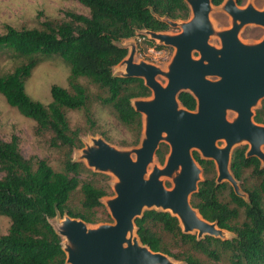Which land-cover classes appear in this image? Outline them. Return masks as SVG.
<instances>
[{
  "label": "trees",
  "instance_id": "1",
  "mask_svg": "<svg viewBox=\"0 0 264 264\" xmlns=\"http://www.w3.org/2000/svg\"><path fill=\"white\" fill-rule=\"evenodd\" d=\"M78 1L88 13L65 9L62 19L46 18L40 27L8 24L0 33V50L11 49L26 57V62L0 75V93L10 105L35 120L40 133H50L51 145L64 156L63 169L55 170L45 158H27L17 136L11 140L0 136V214L11 221L8 232L0 233V264H69L62 237L50 218L69 214L96 222V210L104 206L102 199L111 190L108 175L94 172L73 158V151L84 147V129L71 127L67 111L83 110L88 129H98L88 88L79 78L86 77L103 91L97 95L99 102L112 107L117 118L132 131L133 144H138L144 120L132 101L150 96L151 89L141 77L114 73V67L128 55V48L119 42L139 30H169L171 25L164 18L186 20L191 15L186 0ZM222 2L212 0L214 5ZM54 54L70 65V87L53 84L52 100L45 104L27 93L25 81L40 56ZM179 100L190 110L197 107V99L189 91L181 92ZM254 120L264 124V99ZM247 151L246 145L236 147L230 162V170L245 196L237 194L227 181L218 183L215 161L193 151L204 178L192 194L191 203L205 219L233 232L232 238H198L196 233L183 231L177 216L153 208L135 220L141 241L182 264H264V166L257 156H247ZM168 152L169 145L161 142L156 152L161 163ZM86 172L101 179H83ZM78 188L82 193L81 208H74L70 201ZM225 189L229 190L228 199L222 196Z\"/></svg>",
  "mask_w": 264,
  "mask_h": 264
},
{
  "label": "water",
  "instance_id": "2",
  "mask_svg": "<svg viewBox=\"0 0 264 264\" xmlns=\"http://www.w3.org/2000/svg\"><path fill=\"white\" fill-rule=\"evenodd\" d=\"M186 1L192 16L181 23L180 33L145 30L176 48L168 71L135 61L134 49L119 63L125 69L116 75L143 78L153 94L132 101L143 115L144 134L141 144L132 150L118 149L102 137L93 138V143L83 149L87 166L117 177L113 184L116 195L107 201L115 222L90 227L85 220L64 214L58 227L52 224L62 237L69 264H177L168 254L154 251L141 241L135 220L146 209L169 211L179 218L184 232L196 233L198 238H222L226 229L205 219L191 203L203 171L193 149L197 148L202 158L215 161L218 183L229 181L235 192L244 196L230 170L233 146L249 142L247 156H257L264 162V124L253 119V107L264 98V38L258 43H245L239 37L243 24L264 26V10L228 3L234 23L218 33L222 47L216 48L209 42L212 0ZM164 20L171 26L177 24L169 18ZM194 51L200 53L199 58ZM161 73L168 78L166 85L157 79ZM183 91L196 97L195 110L182 105L179 94ZM228 110L238 113L234 121L228 120ZM219 140H225V146H219ZM161 142L169 145L167 158L164 165H154L149 171ZM164 177L172 179L171 188L165 186Z\"/></svg>",
  "mask_w": 264,
  "mask_h": 264
},
{
  "label": "rangeland",
  "instance_id": "3",
  "mask_svg": "<svg viewBox=\"0 0 264 264\" xmlns=\"http://www.w3.org/2000/svg\"><path fill=\"white\" fill-rule=\"evenodd\" d=\"M227 2L228 0H225L221 5H213L210 11V21L213 26V32L209 37V42L216 48L222 47L221 38L218 33L230 28L234 23L233 16L227 10ZM243 3L244 4L241 5V7L253 4L259 8H264V0H243ZM65 9H74L83 13L89 12L88 9L78 0H0V33L5 32L6 25L8 24L17 28L24 26L40 27L41 21L46 18L62 19L63 10ZM191 16L192 12L190 17L186 20H175L177 24L171 26V28L165 32L169 34L180 33L182 31L181 23L189 20ZM239 37L245 43H258L264 38V26L257 25L255 23L243 25L239 32ZM119 44L126 46L129 53L132 49L135 50V61H146L148 63L155 64L163 71H168L169 64L171 63L176 51L174 46L162 43L158 39L149 35L145 30L137 31L135 36L123 39L119 42ZM194 56L199 58L200 53L198 51H194ZM24 62H26L25 56L19 55L11 49H1L0 75L13 71L15 67ZM124 69V65L118 64L114 67V73H118ZM70 71V65L66 63L60 55L54 54L52 56H40L38 64L33 68L31 75L25 81L26 91L32 98L48 104L52 100L51 87L53 84H58L67 88L70 87ZM157 79L163 85H166L168 82V78L165 73L158 74ZM210 79H217V77L210 76ZM79 81L88 88L91 108L94 112L95 118L97 119L98 129L97 132H92L88 129L83 110L70 109L67 111L71 127L81 126L84 129L82 134L84 147L75 149L73 151V158L85 162L83 159V149L87 144L93 143V138L98 137L104 138L110 144L122 150H132L138 147L141 144V141L138 144H133L134 137L132 131L117 118L112 107L99 102L97 95L99 93H103V91L95 84L91 83L86 77H80ZM152 96L153 94L150 95V97ZM260 105L261 103L259 101L257 105L253 107V111H255V109ZM237 117L238 113L236 111H227L228 120L234 121ZM142 133L144 134V132ZM143 134L141 138L143 137ZM14 135L18 137L20 149L27 158H45L55 170L63 169V153L61 150L51 145L50 133H40L37 130V123L35 120L26 117L18 110V108L10 105L5 96L0 93V136L5 140H11ZM217 144L222 147L225 146L226 142L225 140H219ZM245 145L248 146L249 150L250 144L247 141H240L236 143L233 146V149ZM193 150L198 149L194 148ZM262 150L264 151V145L262 146ZM168 153L166 154L165 160ZM133 156H135V153H133ZM154 165L162 166L164 163H161L157 156H155L153 163L149 167V171L152 170ZM87 167L94 172H98L95 171L94 168L89 166ZM104 174L109 176V183L111 185L110 194L103 197L102 200L104 206L97 209L95 214L98 221L88 222V226L90 227H97L100 224L115 222L111 215L107 201L116 195L113 184L117 181V177L111 172ZM0 175H2L1 172ZM217 175L218 171L216 168V176ZM82 178L101 179V177L98 175L95 176L91 172L82 174ZM203 178L204 174L203 171H201L200 180ZM163 181L166 187L171 188L173 186V182L170 178L164 177ZM229 184L232 186L230 182ZM79 188L72 194L70 201L71 206L74 208H81L82 193ZM228 192V189H225L222 192V196L225 199L229 198ZM62 218L63 216L57 215L50 218V221L54 226L58 227ZM10 224V218L6 215L0 214L1 234L8 232ZM233 236L234 233L228 230H225L223 235H221L222 238H232ZM169 257L173 262L182 264V261L177 260L170 255ZM212 264L218 263L213 262Z\"/></svg>",
  "mask_w": 264,
  "mask_h": 264
},
{
  "label": "flooded vegetation",
  "instance_id": "4",
  "mask_svg": "<svg viewBox=\"0 0 264 264\" xmlns=\"http://www.w3.org/2000/svg\"><path fill=\"white\" fill-rule=\"evenodd\" d=\"M225 0H223V2H224ZM222 2V3H223ZM230 2H233L234 4H236L239 8H242V9H245V8H247L248 6H253L255 9H257V10H264V8H259V7H257L256 5H253V4H248L247 6H245V7H241V5H243L244 3H243V0H236V1H234V0H228V2H227V4L228 3H230ZM221 3V4H222ZM221 4H219V5H221ZM226 4V5H227ZM246 24H251V23H246ZM246 24H243V25H246ZM256 24V23H255ZM242 25V26H243ZM257 25H260V24H257ZM262 26V25H261ZM240 30H241V28H240ZM240 30H239V32H240ZM263 40V39H262ZM261 41V40H260ZM264 98H262L261 100H260V103H262V100H263ZM261 106V105H260ZM259 106V107H260ZM258 108V107H257ZM256 108V109H257ZM256 109H255V111H256ZM255 111H254V115H255ZM253 119H254V116H253ZM255 121V120H254ZM259 124H261V123H259Z\"/></svg>",
  "mask_w": 264,
  "mask_h": 264
},
{
  "label": "bare ground",
  "instance_id": "5",
  "mask_svg": "<svg viewBox=\"0 0 264 264\" xmlns=\"http://www.w3.org/2000/svg\"><path fill=\"white\" fill-rule=\"evenodd\" d=\"M178 172H179V170H178V171H176V172H174L173 176H174V175H176ZM170 179H171V178H170ZM171 180H172V179H171ZM196 214H198V213L196 212ZM193 231H195V232H196V231H197V229H194ZM63 240H64V242H66V238H65V237H64V239H63Z\"/></svg>",
  "mask_w": 264,
  "mask_h": 264
}]
</instances>
